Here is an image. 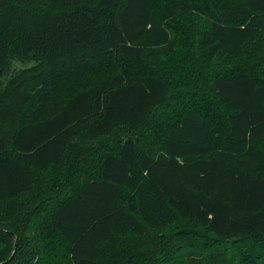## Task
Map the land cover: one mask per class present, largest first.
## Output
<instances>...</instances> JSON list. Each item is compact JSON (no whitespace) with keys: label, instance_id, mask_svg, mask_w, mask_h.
Segmentation results:
<instances>
[{"label":"trees","instance_id":"obj_1","mask_svg":"<svg viewBox=\"0 0 264 264\" xmlns=\"http://www.w3.org/2000/svg\"><path fill=\"white\" fill-rule=\"evenodd\" d=\"M263 244L264 0H0V264Z\"/></svg>","mask_w":264,"mask_h":264},{"label":"rangeland","instance_id":"obj_2","mask_svg":"<svg viewBox=\"0 0 264 264\" xmlns=\"http://www.w3.org/2000/svg\"><path fill=\"white\" fill-rule=\"evenodd\" d=\"M161 1H165V0H161ZM178 41L179 42H183V43H188L189 41H188V39H186V38H184V37H180L179 39H178ZM182 43V44H183ZM122 60L121 59H117L116 58V60L113 62V67H112V69L113 70H117L118 69V67H120L121 65H122V62H121ZM147 62V61H146ZM145 62V60H143V62H137V61H135V62H132L130 65L132 66V67H134V68H140V69H143V68H145L146 66H149V67H152L151 66V64L149 63V64H147ZM201 73V72H200ZM201 75H204V74H202L201 73ZM202 77H205V76H202ZM180 229H182V231H184V235H195L196 233H202L203 234V232H202V230L201 229H199V228H197L196 226H192V225H185V224H180L179 225V230ZM189 238V237H188ZM193 240V239H192ZM264 245V244H263Z\"/></svg>","mask_w":264,"mask_h":264}]
</instances>
